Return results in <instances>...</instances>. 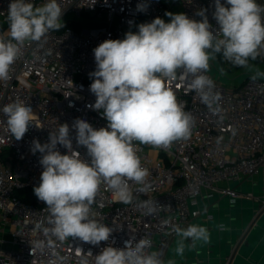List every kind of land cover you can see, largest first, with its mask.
I'll return each instance as SVG.
<instances>
[{
  "label": "built area",
  "instance_id": "1",
  "mask_svg": "<svg viewBox=\"0 0 264 264\" xmlns=\"http://www.w3.org/2000/svg\"><path fill=\"white\" fill-rule=\"evenodd\" d=\"M10 2L0 0V33L8 30ZM32 2L39 6L46 0ZM58 2L64 9V27L50 31L39 43L26 41L20 59L12 67L11 78L0 81V108L19 99L33 109L32 124L19 141L7 131L6 117L0 112V264H79L84 253L91 251L97 255L109 245L123 248L133 235L136 240L150 238L152 248L148 251L156 248L165 261L177 237L164 224L165 220L182 228L190 224L208 228L214 219L211 212L214 203L225 198L235 203V198L240 197L232 184L264 178V75L253 79L256 73L247 74L242 83L237 81L225 87L207 72L220 96L218 104L222 112L218 116L190 89L188 74L178 71L177 79L168 86L193 117L190 137L167 148L134 142L142 166L150 172L147 179L151 187L147 193H138L135 190L140 186L131 184L135 200L126 205L118 202L106 185H101L92 210L96 220L116 229L109 241L99 246L78 238L59 241L43 231L48 226V211L34 194L43 170L39 163L41 154H33L30 149L34 139L48 142L50 132L57 131L63 123L71 126L76 118L86 120L96 129L106 127L102 112L88 107L96 100L89 90L92 83L89 73L96 67L93 49L106 39H123L126 32L137 31L140 23L156 17L164 19L165 13L175 7L196 20L201 17L195 13L206 8L212 30L218 25L212 17L214 0ZM257 2L264 5V0ZM140 3L147 4L146 11H137ZM70 24L80 25L81 29ZM257 60L264 65V53ZM73 148L89 159L86 148L77 147L74 139ZM58 149L61 154L67 153L62 146L58 145ZM25 191L34 195L33 201L19 197ZM147 199L167 207L146 216L137 204ZM257 200L260 205L256 216H259L264 212V187ZM156 235L159 243L155 242ZM40 242L43 247H35Z\"/></svg>",
  "mask_w": 264,
  "mask_h": 264
},
{
  "label": "clouds",
  "instance_id": "2",
  "mask_svg": "<svg viewBox=\"0 0 264 264\" xmlns=\"http://www.w3.org/2000/svg\"><path fill=\"white\" fill-rule=\"evenodd\" d=\"M146 8L145 3L137 5L139 12ZM63 13L58 0H46L39 6L32 0H11L8 30L0 33V81L11 78L12 67L20 59L26 41L39 43L50 31L64 27ZM206 13V8L199 9L195 15L201 19L196 20L185 13L166 12L170 22L156 17L137 25V31L126 32L123 39H106L93 49L96 67L89 73V90L96 100L88 107L102 112L106 127L96 129L76 118L71 126L63 123L57 131L50 132L48 142L32 141L31 152L41 154L43 170L34 194L48 211V226L43 228L46 236L59 241L78 238L99 246L109 241L116 230L94 218L92 206L101 185L126 205L135 200L131 184L140 186L135 190L138 193L150 190V172L142 166L134 142L167 148L173 142L187 140L194 123L191 113L185 111L168 86L177 79L178 71L188 74L190 89L213 115H220V96L214 91V81L206 75L210 61L220 54L234 66L248 68L250 60L264 53V5L257 0H214L212 17L218 25L215 31ZM260 75L264 73L257 71L252 78ZM0 112L6 117L11 137L21 140L32 124V107L18 99L4 105ZM73 139L77 147L86 148L89 159L73 148ZM58 145L67 153L61 154ZM137 207L152 216L167 206L147 199ZM164 224L180 237L175 249L178 255H183L187 240L193 246L210 242L209 229L204 226L190 224L182 228L170 220ZM35 247H43V243ZM151 248L150 238L136 240L133 235L123 248L109 245L97 255L84 253L79 264H165L158 251H148Z\"/></svg>",
  "mask_w": 264,
  "mask_h": 264
},
{
  "label": "crops",
  "instance_id": "3",
  "mask_svg": "<svg viewBox=\"0 0 264 264\" xmlns=\"http://www.w3.org/2000/svg\"><path fill=\"white\" fill-rule=\"evenodd\" d=\"M264 187V178H256L250 181H243L234 187L240 197L235 198V203L231 202L230 198L221 200L218 203H214L211 208V212L214 215L212 222L208 223V229L210 236H219L223 225H228V230H226L225 236L227 239H233L236 234V227L245 225L246 223H251L253 218L256 216L260 202L257 198L262 196V189ZM251 195L255 198L251 199ZM258 222H262L263 226H258L259 232L264 231V214L258 218ZM201 226V225H200ZM258 232V234H260ZM242 238V236L240 237ZM239 238V239H240ZM211 243V242H209ZM209 243H206L209 245ZM255 243L257 249L252 251V253H247V258L244 255L237 256V261L246 264L251 261V257L257 255L256 264H264V236H255L253 240L246 241V244ZM204 244L203 242H198V245ZM197 244H195L196 246ZM195 246H192L193 248ZM209 247V246H208ZM262 251V253L259 252ZM247 251V250H246ZM201 254V252H196ZM252 254V255H251ZM206 260H209L207 255ZM236 260V259H235Z\"/></svg>",
  "mask_w": 264,
  "mask_h": 264
},
{
  "label": "rangeland",
  "instance_id": "4",
  "mask_svg": "<svg viewBox=\"0 0 264 264\" xmlns=\"http://www.w3.org/2000/svg\"><path fill=\"white\" fill-rule=\"evenodd\" d=\"M170 12H172L173 14H177V13H182V10L179 7H175V9ZM164 20L165 22H170V17L166 16ZM213 63L215 64L212 66ZM249 65L250 66L248 68L234 66L230 62L226 61L224 58L219 59V55L217 54L216 59L214 61H210V67L208 72L214 79L221 81L225 87H230L232 83L236 84L237 81L239 83H242L246 79L247 74H255L257 73V71H259L260 73H264L263 64H259V62H256L255 60L254 61L250 60ZM237 184L239 183L232 184V188L236 187ZM216 237L217 236H210V242L211 243L215 242ZM179 239L180 237L177 236L173 244L170 246L167 253V257L164 261L165 264H167L169 260L174 261V264H181L182 262H185V260H187L188 258H189L188 264H195L196 263L195 261L203 262L204 260H206L208 255V246L210 245V243L209 245L205 243L202 245H198L197 242L196 243L197 245L193 248L191 243L185 241L184 253L183 255H178L175 249L177 247V241ZM155 242L159 243V235H156ZM153 250L155 251L156 248H153ZM197 251L201 252V254H197L196 253ZM209 260H210L209 264H220L219 258H217V253L213 254ZM196 264H206V263H196Z\"/></svg>",
  "mask_w": 264,
  "mask_h": 264
},
{
  "label": "water",
  "instance_id": "5",
  "mask_svg": "<svg viewBox=\"0 0 264 264\" xmlns=\"http://www.w3.org/2000/svg\"><path fill=\"white\" fill-rule=\"evenodd\" d=\"M262 214H264V212L261 213L259 216L254 217L252 222L249 224L246 223L245 225L237 226L236 234H235L236 237L230 240L227 239L225 236L224 232L228 230V225H225L224 229L221 230L219 236L216 237L215 242L210 243L208 247L209 259L212 257L213 254L217 253V258H219L220 264H226V261H228L227 264H243L240 263V261H237V256L244 255V257H246L247 253L249 252L252 253L253 250L256 251L257 249L255 243L246 244V241L248 240L251 242L255 236H264V231L259 232L260 230L258 228V226L260 225L263 226L262 222H258V218ZM258 232L260 234H258ZM241 236L242 238H240ZM259 252L262 253L261 250H259ZM257 258H258L257 255H254L253 257H251V261L246 264L258 263ZM188 259L185 260V262H182L181 264H188L189 263ZM195 262L209 264L210 260H204L203 262L201 261H195Z\"/></svg>",
  "mask_w": 264,
  "mask_h": 264
},
{
  "label": "trees",
  "instance_id": "6",
  "mask_svg": "<svg viewBox=\"0 0 264 264\" xmlns=\"http://www.w3.org/2000/svg\"><path fill=\"white\" fill-rule=\"evenodd\" d=\"M71 27H73L74 29L80 30L81 26L80 25H76V24H70ZM219 55V59L223 58L222 55ZM256 62H259L257 59L255 60ZM29 191H25V192H20L19 193V197H21L23 200H25L26 202H31L34 199V195L31 196V194H29Z\"/></svg>",
  "mask_w": 264,
  "mask_h": 264
}]
</instances>
